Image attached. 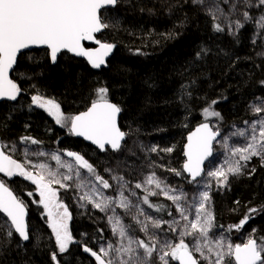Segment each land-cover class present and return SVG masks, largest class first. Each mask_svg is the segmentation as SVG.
<instances>
[{
    "label": "snow or ice",
    "instance_id": "6c2138e0",
    "mask_svg": "<svg viewBox=\"0 0 264 264\" xmlns=\"http://www.w3.org/2000/svg\"><path fill=\"white\" fill-rule=\"evenodd\" d=\"M125 2L126 0H0V101H18V97L25 91L10 78V72H16L21 78H32L19 71L18 57L19 60L27 57L38 62L34 57L42 55L53 64L65 58L82 57L93 69L107 67L106 58L116 45L102 41L98 34L104 35L105 29L119 25L118 6ZM191 3L193 6H200L203 13L212 19L214 32L223 33L227 27L229 34L237 37L240 30L250 24L254 28L252 43L255 45L258 40L264 41V0H191ZM84 42L97 47H86ZM37 48L42 49V52L33 51ZM209 51L210 49H201L197 58H203ZM257 55L264 57V51ZM260 83L264 85V80ZM32 87L36 92L31 95L29 111L34 110L33 105L43 109L57 125L66 128L69 135L90 141L101 152L119 153L126 147L122 142L132 133L131 130H121L118 117L122 108L110 102L107 87L95 89L96 98L86 111L70 116L61 111V105L55 99L45 98L35 84ZM191 96V92L185 87L181 100L185 97L190 100ZM257 100L259 103L254 100L248 106L257 118L244 121L247 131L238 129L222 136L219 127L214 130L205 122L187 137L188 143L184 151L187 161L182 170H166L176 176L187 173L184 179L195 189L191 196L183 188L170 186L166 178H159L153 172L143 184L138 182L134 185L145 193L134 202L129 198L136 196L134 191H129L130 181L114 169L105 168V172L114 181L113 185L97 172L96 167L84 155L76 151L32 148V145L43 142L28 135L21 136L19 143L0 138V214H3L0 217V227L5 229L4 236L0 239L9 243L14 236L21 242L31 239L29 223L26 222L27 205L8 184V180L19 176L35 186L39 200L33 202L41 205L47 216V226L57 249L51 253L53 264H61L58 255L63 257V254L69 253L71 245L83 243L74 238L69 228L72 214L68 206L60 201L58 190L53 185H59L61 189L75 188L77 202H84L79 204L80 207L90 204L107 217L115 242L106 240L105 243H99L98 251L83 244V251L89 253L96 264H154V261L155 264H264V236H257L256 229L247 233L242 243L231 242L229 235L225 234H230L233 230L240 232L250 219L255 218L253 213L264 211V206L259 209L250 208L238 224L225 228L216 222L210 196L213 184L205 179L207 177L215 181L216 190L226 189L230 188L229 177L242 175L253 157L259 158L264 165V115H261L264 112V98L258 97ZM215 103L216 101H212L205 107L202 115L206 120L212 117L222 121L221 114L212 107ZM12 118L9 113L6 120L0 122V127L6 130L7 121ZM229 136L243 139L245 143L229 148ZM218 137H221L222 147L229 155L225 156L223 163L212 160V167L205 171V161L213 157V144ZM18 151L25 158L23 162L14 158L13 154ZM147 151L156 152L157 148L153 146ZM160 151L170 153L173 149ZM33 156L54 161L55 167L39 159L33 161ZM63 157L70 158V161ZM153 186L159 191H153ZM108 189H113L115 194H106L105 190ZM126 192L129 195H125ZM161 193L172 201L175 212L179 214L178 218L165 205L150 201L149 197ZM26 194L33 196L32 191ZM141 204L156 212H166L172 219L152 216ZM117 209H121L122 213ZM128 217L132 223L126 222ZM164 225H167V230L151 231L161 230ZM137 229L144 233V239L136 234ZM218 229H223V232L217 231ZM167 232H171L178 242L173 243ZM100 239L105 240L103 235ZM20 246L22 244L17 245ZM2 247L4 244L0 243V248Z\"/></svg>",
    "mask_w": 264,
    "mask_h": 264
},
{
    "label": "trees",
    "instance_id": "16d2710c",
    "mask_svg": "<svg viewBox=\"0 0 264 264\" xmlns=\"http://www.w3.org/2000/svg\"><path fill=\"white\" fill-rule=\"evenodd\" d=\"M118 16L119 25L98 36L116 45L105 69L94 72L74 57L56 64L42 55L34 57L38 62L18 57L19 71L32 78H21L12 72L11 78L25 91L14 103H0V122L9 113L13 117L7 121L6 130L0 127V138L17 142L25 134L42 141L39 147L76 151L100 175L104 176L105 168L114 169L130 181L129 186L144 182L155 172L157 177L166 178L170 186L183 188L191 196L195 189L186 182L184 173L176 176L166 169L182 170L185 138L195 126L207 122L219 127L224 136L232 127L253 120L255 113L248 106L254 100L259 103L258 97L264 98V85L260 83L264 80V57L257 55L264 51V41L252 43L254 28L250 24L237 37L231 36L227 27L223 33L214 32L212 19L200 6H193L191 0H126L118 6ZM205 48L210 51L198 59L197 53ZM33 84L45 98L55 99L66 116L86 110L96 98L95 89L107 87L110 102L122 108L118 121L121 130L132 133L123 143L126 147L119 153L98 152L69 135L46 112L35 108L29 111L31 95L36 92ZM185 87L192 96L182 101ZM212 101H216L212 107L221 114L222 121L212 117L206 120L202 115ZM153 146L156 152L147 151ZM166 148L173 151H160ZM218 149L216 144L214 154ZM13 155L21 162L19 151ZM8 184L27 205L31 239L26 244L16 236L10 243L0 239L4 244L0 248V264H53L51 253L57 249L43 207L33 202L39 200L35 186L19 176ZM229 185L230 188L213 187L210 191L216 222L225 228L238 224L250 208L264 206V165L253 157L242 175L229 177ZM28 191L33 196L29 197ZM58 193L72 214L69 228L74 238L83 242L71 245L69 253L58 255V259L61 264H96L89 253L82 251L83 244L98 251L99 243L111 239L106 216L89 204L81 209L75 188L58 189ZM155 200L150 199L175 213L169 200L160 195ZM152 210L158 218H168L166 212ZM252 215L255 218L240 232L225 233L231 242L243 240V235L252 229L257 230V236H264V211ZM4 231L0 227V238ZM136 234L145 238L138 229ZM101 235L105 240L100 239ZM18 244L22 246L17 247Z\"/></svg>",
    "mask_w": 264,
    "mask_h": 264
},
{
    "label": "rangeland",
    "instance_id": "374dc122",
    "mask_svg": "<svg viewBox=\"0 0 264 264\" xmlns=\"http://www.w3.org/2000/svg\"><path fill=\"white\" fill-rule=\"evenodd\" d=\"M261 115H264V112H262L261 113ZM257 117H256V114H254V117H253V120H255ZM213 126V128H215L214 127V125H212ZM238 129H245L246 131H247V126L245 125V124H242V125H239V126H234V127H232V129L228 132V133H230V132H232V131H235V130H238ZM227 133V134H228ZM243 143H245V141L243 140V139H240V138H237V137H231V136H229V142H228V147L229 148H232L233 146H239V145H241V144H243ZM217 145H219L220 146V150L218 149L216 152H215V154L213 155V157L208 161V163H207V165H206V169H205V171H207V170H209L211 167H212V164H211V161L212 160H217V161H219L220 163H223V161H224V158H225V156H228L229 155V153L226 151V149L224 148V147H222V142H220V139L217 141V143H216ZM215 144V145H216ZM32 148H39V149H42V148H40L38 145H32ZM43 150V149H42ZM49 149H47V148H45L44 149V151H48ZM64 159H66V160H69L70 161V158H67V157H63ZM254 158H256V159H259V158H257V157H254ZM24 156L22 155V157H21V162H23L24 161ZM31 159L33 160V161H36L37 159H39L40 161H42V162H47V163H50V164H52V166L53 167H55V162L54 161H50V160H46L45 159V157H39V158H37V157H35V156H33V157H31ZM260 160V159H259ZM243 163V162H242ZM250 163V162H249ZM248 163V164H249ZM219 166V165H218ZM136 168H139V167H135V169ZM105 179H107L108 181H109V183L110 184H113L114 185V181H112V179H111V177H110V174L108 173V172H105V174H104V176H103ZM205 179H208L209 180V182L211 183V184H213V187L215 188V181H213L211 178H207V177H205ZM145 181V180H144ZM136 183H138V182H136ZM142 184H143V182H141ZM135 185V184H134ZM134 185L133 186H129V191L131 192V191H134L135 193H136V196H130L129 198L131 199V200H133L134 202L135 201H137L138 199H139V197H141V196H143L145 193L143 192V190L142 189H136L135 187H134ZM53 187L54 188H56L57 190L58 189H61L60 187H59V185H53ZM144 187H148L147 185H144ZM152 190L153 191H159V190H157V189H155V187L153 186L152 187ZM105 193L106 194H108V195H114L115 193H114V191H113V189H108V190H105ZM125 195H129V192H126L125 193ZM160 196L161 197H163L164 199H166L165 197H164V195L161 193L160 194ZM149 199H154L155 200V196H152V197H149ZM167 200V199H166ZM156 201V200H155ZM161 202V201H160ZM171 202V204H172V206H173V209L175 210V206L173 205V203H172V201H170ZM80 203H84V202H79L78 203V205L80 204ZM90 205V204H89ZM92 206V205H91ZM141 206L145 209V211L146 212H148V214H150V215H152V216H155V217H157L156 215H155V213L153 212V210L152 209H149L148 207H147V205H143V204H141ZM92 208V207H91ZM81 209H82V207H81ZM93 210H95V211H98V210H96V209H94V208H92ZM117 211L118 212H121L122 213V210L121 209H117ZM99 212V211H98ZM100 214L102 215V216H104L105 217V214L104 213H101L100 212ZM174 215L175 216H177V218L179 217V214L178 213H174ZM100 219V218H99ZM172 219V217H169L168 216V218H166L165 220H171ZM106 223H107V225L109 224L108 223V221H107V217H106ZM126 222L127 223H132V221H131V218L130 217H128V218H126ZM183 223V222H182ZM101 223H99L98 225H100ZM110 226V225H109ZM166 228V230H167V225H164L163 226V229H165ZM163 229H161V230H156V229H151V231H162ZM110 230H111V226H110ZM218 231V230H217ZM219 232H222V231H219ZM102 233V232H101ZM141 233V235H143L144 236V233H142V232H140ZM167 235H168V237L170 238V239H172V241H173V243H175V242H178V240L175 238V236L171 233V232H167ZM177 235H178V233H177ZM245 236H246V234H244L243 235V240H238L236 243H242V242H244L245 241ZM145 237V236H144ZM110 240L109 241H112V242H115V240H116V238L112 235V232H111V236H110ZM187 239H190V238H186V240ZM103 243V242H102ZM105 243V242H104ZM154 264H155V261H154Z\"/></svg>",
    "mask_w": 264,
    "mask_h": 264
},
{
    "label": "water",
    "instance_id": "95a60500",
    "mask_svg": "<svg viewBox=\"0 0 264 264\" xmlns=\"http://www.w3.org/2000/svg\"><path fill=\"white\" fill-rule=\"evenodd\" d=\"M100 34H98V36H99ZM85 43V46L86 47H97V45H94V44H90L89 42H84ZM34 50H42V49H39V48H37V49H34ZM33 50V51H34ZM112 55H113V52L106 58V63H107V61L112 57ZM74 58H77V57H74ZM77 59H80V60H82V61H84L85 63H86V65L89 67V69H91L92 71H94V72H97V71H99V70H101V69H105L106 67L105 66H102L100 69H93L89 64H88V62L84 59V58H82V57H80V58H77ZM11 74H12V72H10L9 73V75H10V78H11ZM1 102H7V103H14L15 101H0V103ZM90 106V105H89ZM87 110V109H86ZM86 110H84V111H86ZM79 114V113H78ZM119 117H120V115H119ZM119 117H118V121H119ZM200 126V124L199 125H197V126H195L193 129H192V131L190 132V133H188V135L186 136V138H185V143H184V146H183V159H184V161H183V164L187 161V157L184 155V151H185V146L187 145V143H188V140H187V137L192 133V132H194L195 130H196V128L197 127H199ZM210 126H211V124H210ZM212 127V126H211ZM75 139H78V140H80V141H82V142H84L85 144H87V145H89V146H91L93 149H95L96 151H98V152H101L95 145H93L90 141H86V140H84L82 137H75V136H73ZM220 139V137H218L217 138V141ZM217 141L216 142H214V144H213V149H214V145L217 143ZM124 142H122V144H123ZM213 155H214V152H213ZM212 157H210L209 158V160L211 159ZM209 160H206L205 161V166H206V164L208 163V161ZM183 166V165H182ZM184 175L187 177V173H184ZM0 177H2V174H0ZM15 177H13L11 180H8V181H12L13 179H14ZM4 179H8V178H4ZM188 179H190V177L188 178ZM198 179H200V178H198ZM28 213V212H27ZM2 216H3V214H1ZM27 217H28V215H27ZM27 217H26V222H27ZM5 219H6V217H4ZM19 239V238H18ZM23 244H26L27 242H22Z\"/></svg>",
    "mask_w": 264,
    "mask_h": 264
},
{
    "label": "bare ground",
    "instance_id": "6f19581e",
    "mask_svg": "<svg viewBox=\"0 0 264 264\" xmlns=\"http://www.w3.org/2000/svg\"><path fill=\"white\" fill-rule=\"evenodd\" d=\"M22 136H25V134H23ZM17 143H19V138H18V141H17ZM40 148H42L43 150L45 149V147L44 146H41ZM50 150H54L53 148H50ZM17 237V236H16ZM18 238V237H17ZM83 251V250H82ZM84 252V251H83Z\"/></svg>",
    "mask_w": 264,
    "mask_h": 264
},
{
    "label": "flooded vegetation",
    "instance_id": "af4514ba",
    "mask_svg": "<svg viewBox=\"0 0 264 264\" xmlns=\"http://www.w3.org/2000/svg\"><path fill=\"white\" fill-rule=\"evenodd\" d=\"M1 103H3V102H1ZM5 103H7V102H5ZM32 107L35 108L34 105H33ZM35 109H37V110H42L43 112H45L43 109H39V108H35ZM18 162H19V161H18Z\"/></svg>",
    "mask_w": 264,
    "mask_h": 264
}]
</instances>
